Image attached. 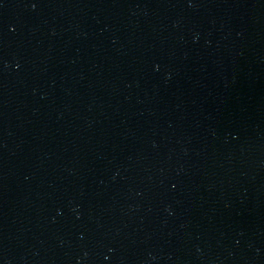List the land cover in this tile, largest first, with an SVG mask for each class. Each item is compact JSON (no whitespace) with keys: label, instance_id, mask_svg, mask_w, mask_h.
Masks as SVG:
<instances>
[{"label":"water","instance_id":"obj_1","mask_svg":"<svg viewBox=\"0 0 264 264\" xmlns=\"http://www.w3.org/2000/svg\"><path fill=\"white\" fill-rule=\"evenodd\" d=\"M0 264H264V0H0Z\"/></svg>","mask_w":264,"mask_h":264}]
</instances>
